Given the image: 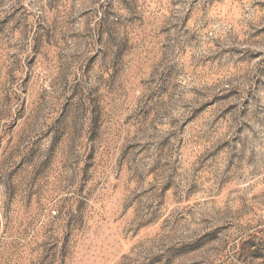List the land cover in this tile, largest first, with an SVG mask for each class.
I'll return each mask as SVG.
<instances>
[{
    "label": "rangeland",
    "instance_id": "rangeland-1",
    "mask_svg": "<svg viewBox=\"0 0 264 264\" xmlns=\"http://www.w3.org/2000/svg\"><path fill=\"white\" fill-rule=\"evenodd\" d=\"M0 264H264V0H0Z\"/></svg>",
    "mask_w": 264,
    "mask_h": 264
}]
</instances>
